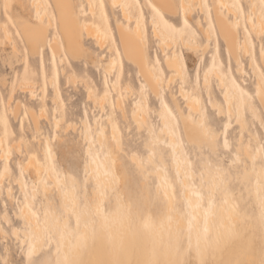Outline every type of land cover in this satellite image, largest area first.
<instances>
[{"label": "bare ground", "instance_id": "1", "mask_svg": "<svg viewBox=\"0 0 264 264\" xmlns=\"http://www.w3.org/2000/svg\"><path fill=\"white\" fill-rule=\"evenodd\" d=\"M200 1L201 0H199L198 4L202 2ZM245 1L248 7L246 11L242 0H239V7L235 6L233 0H213L212 6H210L209 2L207 3L209 8H211V13L209 14V9L207 8L205 19L200 17L196 19L195 25L197 28H194L190 22L192 25L191 29L184 30L182 33L174 36H164L161 35L159 31L154 30L153 35L158 40L161 51L167 54L165 65L169 71L173 72L170 76L184 75L180 50L177 47L179 42L182 48L186 50L188 58H192V53H208V48L211 47L210 41H213L217 56V64L213 66V72L223 85L221 86L225 89L223 93L225 105L222 106L216 103V101H214L212 105L218 106L217 109L222 115L235 114L234 107H236L238 110L236 121L241 126V131L238 135L239 141L242 140L244 134H247L251 137L250 139H253L259 144L256 132L247 126V122L244 119L245 115L242 112L240 99L235 96L236 100L233 102L234 98L229 95L231 86L225 77L224 69L220 65L222 64L220 59L221 48L225 45L229 56V63L231 60H234L237 64V73L245 75L244 62L240 59L242 54L249 55L251 57V62L249 61V63L253 64L258 70L260 69L256 61V49L252 41L254 34L256 37H261L264 32V0ZM9 2V10L14 15L17 9H19L21 13H24V8L27 10L28 8L33 9L34 5L41 3L38 0H9ZM145 2L147 4L151 2L160 6L167 4L168 0H145ZM180 2L184 3L185 0H180ZM50 3L52 5L61 3L66 5L76 4L77 8L65 7L63 9H57L55 10V16H53L48 9V16L44 18L45 32L38 39H33L24 30L23 24L18 23L19 29L23 35V40L26 46L29 47V54L31 56L37 54V43L41 45L48 43L50 45L52 63L56 70V56L66 54L73 61L80 60V56L76 54L78 49L82 46L86 47V39H92L99 49L109 52L111 57H113V52L115 50L120 66H122L120 57L123 54L125 61L138 70L139 75L148 85L154 96H162L161 87H164L163 84H169L168 81H165L164 77L155 73L149 62L143 20L140 21L139 27L135 24L136 16L139 13V4L136 5V13H133L131 10L112 9L111 4L113 0H104L106 5L103 9L104 13H107V8L113 13H120L119 20L116 22L118 44L120 46L118 48L113 47L116 38L112 28L109 27L108 16L102 18L101 11L96 10L95 16L93 17L92 9H87L89 14L88 19L80 16V7L89 3H96V0H50ZM191 3L193 5L196 4L195 0H191ZM221 4H226L227 11L223 10L225 6L222 9ZM258 6H261V8ZM197 7H193L189 12V18H192L193 11ZM202 7L203 6L200 8ZM165 10L167 11V9ZM201 10H199L200 13ZM171 15L173 17L177 16L174 9L171 10ZM15 16L18 18V15ZM126 17L128 19L134 18L131 27H129V24L125 20ZM152 17L150 18L151 24ZM244 18L247 25V27H245L247 28L246 34H242L240 30L241 27L245 25L242 23ZM204 20L205 22L207 21V24L204 23ZM49 23L50 27H48ZM85 26L87 27L84 31L83 38L80 39L81 30L85 29ZM198 30L200 35L198 34ZM49 32L52 33L51 38L47 35ZM109 38L113 43L109 44ZM201 38L206 41L204 43L201 42ZM3 39V37H0V46L5 50V44L9 39L11 40V35L9 34L4 43ZM260 40H264V36L260 38ZM12 43L13 48L17 52L18 50L14 47L15 44L13 41ZM98 57L103 58V53H99L96 57V52L90 51L88 61L95 65ZM260 60L264 63V50L260 51ZM106 68V72H108L110 67ZM204 80V84H206L208 81L207 75ZM23 84L26 83L24 82ZM256 85L257 100L256 103H254L255 106L249 105L248 107L256 118L262 120L257 109L259 103L264 111V79L260 75L257 76ZM26 87L24 86V91ZM112 87L116 91L119 90L116 84H113ZM20 90H22L21 87ZM179 92V95L185 100L184 106L179 104L175 94H171V96L179 111L181 125L177 124L174 116L169 115L165 111V107H163L164 113L161 121L163 127L159 131H155L147 114L145 113L146 116L143 114L146 111L143 105H138L133 114V118L138 126H144L150 135L149 141L145 143V147L148 148V155L145 158V163L139 160L137 161L139 158L135 153L130 154L132 161L135 162L134 160H136V167L144 178L141 181L142 189L145 190V185L147 180L150 179V176H155L159 180L158 188L162 190L166 198L162 211H159L161 213L157 214L159 225L154 226L153 229H149L146 225V221L141 219L140 213H137L138 220L132 218V209H134L135 206L132 208V199V202H130V200L127 199V192L125 193L126 195H124L123 192H125V188L133 187L136 181L131 177L128 167H126L127 165L120 161V164L118 163V159L114 156V151L112 150L114 144L111 147L108 141L110 134L107 137V132L103 130V132L97 134V139L102 142L103 139L106 138V153L104 156L100 155L96 159L91 158L86 165V169L90 173L89 178L92 177L95 183H101L103 186L115 192L114 207L112 205L110 211L106 213L102 202L107 195L105 196L104 191H97L96 189L92 192V197L94 196L96 202L95 205L92 204V199L88 197L87 194V186L84 184V206L82 213L79 215L82 221L79 227L80 240L73 242L72 235L65 232L66 220L56 217L54 219V224L52 222L50 224L51 227L54 228L61 247L58 260L53 264H259L260 260L264 258V251L258 248L256 242V238H258L260 242L264 243V219H262V217H264V155L261 149L258 148L256 151H253L248 144L242 142L240 146H237L238 150L241 151L251 163L250 168H245L237 175L228 171V177H226V173L222 168L213 167L206 160L201 162L202 168H200L198 173L194 171L191 167L192 161L187 156L182 161L176 154L177 150L183 151L182 136H184L190 144L198 146L201 150L204 145L212 150H216L219 148L217 138L220 132L213 130L212 126L210 127V124L206 122L204 113L197 117H193V114L203 110L196 97L190 96L188 91L184 88ZM91 95L95 101H99L101 104L100 106H103L102 101L106 99V96L97 97L93 90ZM87 96L89 97V94H87ZM119 97L120 96L117 95L116 107L125 113V108L121 101L122 99L118 100ZM144 101L146 102V99ZM42 112L46 116V113H44V111ZM39 113V115L33 112L31 114L37 128L39 127V116L42 115L44 117L41 112ZM0 120L4 129L9 130L6 115L3 114ZM58 120L60 119H57L55 122L59 123ZM107 121H111L110 116H108ZM230 124L231 122H228L227 128H230ZM83 125L86 127L85 138L89 140L86 151L87 153H91L93 143L91 139H89L87 121H84ZM104 128L106 129V127ZM110 133L117 144L116 148H122L123 143L113 122H111ZM223 133V135H226L227 130L225 129ZM104 134L106 136H104ZM163 138H167L169 140V145L172 146L171 155L173 159L170 166L175 172L174 181L181 188L182 197L186 198L189 204L192 205L189 208L188 219H186L183 213L175 209L172 183L166 171L168 163L166 162V155L160 144V140ZM0 147H3V139H0ZM55 156L56 153L52 155L47 153L43 162L39 161L34 155H30L29 157L30 162H28L31 164V169L36 174V177L39 178L41 187L46 192L47 189L50 190V188H48L50 185L47 183L48 178L56 185V188L57 186L59 188L61 182H65V178H59L56 170L52 166L51 158H55ZM134 156L136 159L133 158ZM155 157H157V159ZM147 164H150L152 167H147ZM27 165L26 169H30ZM104 169H108V172L104 171ZM43 172L46 174L45 178L43 177ZM196 174H198L199 183L211 191L207 196L214 197L217 192L220 194L222 199H220L217 204L209 200L206 207L203 205L202 195L197 193V189L193 183ZM69 178L70 181H76L79 184L78 180L71 174ZM235 179H239L241 183L245 184L247 192L252 196L254 202L257 201L260 203L257 214H251L246 210L240 209L238 203H242L245 200V196L242 195L241 191H238L236 194L232 193L229 187V184ZM86 180L88 181L87 178ZM205 181L207 183H205ZM19 182L21 188L26 191L22 179H20ZM121 184L123 185L121 188L124 187L125 189L123 191L120 190ZM8 191L11 193L10 188ZM58 191L62 201L70 203L72 207L78 205L79 200L75 196L73 188H70L68 192H63L60 188ZM32 195L33 197L29 195L26 196V202L22 203L20 212H18L19 218L23 220V225L28 226L30 231L27 229L20 230L18 228H13V232H15L16 235L22 232L23 235L30 239V244L33 243L34 236L39 237V240L35 242V248L33 250V253L37 255L46 240V228L45 222L39 219L37 211L30 207V204H35L37 191H32ZM134 199L136 200V198ZM141 199L143 204L146 205L145 207H147V196L144 195ZM136 201H138V199ZM210 205L212 207V213L209 215L208 209ZM66 210H68V208ZM147 210L146 208L145 211L147 212ZM93 212L97 215L96 219L93 216ZM5 218L7 217L5 216ZM84 221H88V223L85 224L83 223ZM201 223L203 227H201ZM185 227L187 228L185 233L189 236L190 241L183 245L182 236L184 231H182V229ZM0 228L2 230V227ZM255 228L261 231L260 235L254 231ZM205 229H207V232ZM207 233H210V236H208ZM26 262L27 264H32L31 258L28 257ZM38 264L49 263L46 259L39 261Z\"/></svg>", "mask_w": 264, "mask_h": 264}, {"label": "rangeland", "instance_id": "2", "mask_svg": "<svg viewBox=\"0 0 264 264\" xmlns=\"http://www.w3.org/2000/svg\"><path fill=\"white\" fill-rule=\"evenodd\" d=\"M38 1L51 4L50 0ZM135 2L139 4V11L143 8L145 16L148 19L150 30L145 33V36L147 39L149 62L155 73L164 77L165 81H168L169 84H163L164 87H161V97L154 96L143 78L139 75L138 70L125 61L123 54L120 57L122 64L120 66L115 50L113 57H111L109 52L99 49L92 39H86L85 46L91 52H96V57L99 53H103L104 57H98L95 65L91 64L88 60L83 61L88 63L87 68L82 67V59L73 61L64 53L65 55L56 56L57 66L55 70L50 55V48L44 56L42 63H40L37 54L34 56H31L29 52L28 54H23L22 48L26 46L25 41L13 37L11 34V40L9 39L5 44L6 49L3 50L0 46V117L3 114L6 115L9 124V130H6L0 120V139H3V147H0V171H4V174L0 175V227H2V230L0 228V264H27L30 239L23 235L22 232L16 235L13 232V228L30 231L28 226L23 225V220L19 218L18 212H20L22 203L26 202V196L33 197V189L37 191V197L35 198V204H30V207L35 209L39 219L45 222L46 240L37 255L32 252L30 257L32 264H38L39 261L46 259L49 264H53L58 260L61 250L60 242L54 228L50 225L51 222L54 224L56 217L66 220L65 232L72 235L73 242L80 240L79 227L82 221L79 215L82 213L84 206V184L87 186V194L92 199V204L95 205L96 202L94 196L92 197V192L96 189L97 191H104L105 196L107 195L105 197L106 200L104 199L102 202L105 212L108 213L112 205L114 207L115 192L101 183H95L92 177L89 178L90 173L86 169V165L91 158L96 159L98 156H104L106 153V138L102 142L97 139V134L103 132V130L107 132V137L110 134L108 141L111 147L114 144L112 150L114 151V156L118 159V163L120 164L121 162L127 165L126 167H128L131 177L136 181L133 187L125 188L126 190L124 187L121 188L122 184L120 185L121 189L119 188L121 191L125 190L123 192L124 195L127 192V199L130 202L133 201L131 205L132 208L135 207L132 209V218L138 220L137 213H140L141 219L146 221L149 229H153L154 226L159 225L157 214L161 213L159 211H162L166 202L162 190L158 188L159 180L151 175L150 179L147 180L145 190L142 189L141 181L144 178L136 167V160L133 162L130 157V154L135 153L139 158L137 161L145 163V158L148 155V148L145 147V143L149 141V132L144 126H142L143 128L139 127L133 118L138 105L145 107L146 111L143 114L145 116L147 114L155 131H159L163 127L161 122L164 113L163 107L166 108L165 111L169 115L174 116L177 124L181 125L179 111L172 100L171 94L177 96L179 104L182 106L185 105V100L179 95L181 89L184 88L190 96L197 98L203 110L199 113H192L193 117L204 113L206 122L210 124V127L212 126L213 130L220 132L217 138L219 148L216 150H212L208 146L206 147V145L201 150L198 146L190 144L182 136L183 151L177 150L176 154L182 161L187 156L192 161L191 167L197 173L202 168L201 162L203 160L209 162L213 167L222 168L226 173V177H228V171L237 175L245 168H250L251 163L249 159L237 148V146L241 145V142L248 144L253 151L260 148L264 155V111L258 103L257 109L262 117V120H260L254 116L248 107L249 105L255 106L254 103L257 100V76L260 75L264 79V75H262L264 73V63L260 60V51L264 50V40H260V38L264 36V32L261 37H256L254 34L252 41L256 49V61L260 66L259 70L249 63L251 60L249 55L242 54L240 59L244 62L245 75H241L236 71V62L231 60L229 63V56L225 45L222 46L220 54L222 61L220 65L224 69L225 77L231 86L229 95L234 98L233 102L236 100L235 96L240 99L247 126L253 129L258 136L259 144H257L247 134H244L242 140L239 141L238 135L241 131V126L236 121V114L238 113L236 107H234L235 114L222 115L217 109L218 106L212 105L214 101L222 106L225 105L223 98L225 89L213 72V66L217 64L216 49L213 41H210L211 47L208 48V53H192V58H188L186 50L182 48L179 42L177 47L180 50L184 75L170 76L173 72L169 71L165 65L167 54L161 51L158 40L153 35V30H151L152 24L150 23V18L154 13L148 7L145 0H135ZM195 2L194 8L198 7L194 9L192 18H189V20L194 28H197L195 25L196 19L198 17H206L208 9L205 7L200 8L203 4L202 2L199 3L200 5L202 4L200 6L198 4L199 0H195ZM208 2L212 6L213 0H207ZM242 2L246 11L248 8L247 3L245 0H242ZM225 5H222V9ZM258 7L261 8V6ZM136 9L134 7L131 11L136 13ZM199 10H201V13ZM223 10L227 11V6ZM23 11L24 13H21L19 9L15 10V15H18V18L10 10L8 14L17 21H23L33 15V9L31 8H28V10L24 8ZM49 11L55 16L54 9L49 8ZM0 13H2V9H0ZM119 14V12L113 13L107 8L108 21L116 38L113 47L118 48L120 46L118 44L116 22L119 20ZM174 18L179 20L178 16ZM133 19L132 21H134ZM3 20V15H0V23ZM204 23L207 24V21L205 22L204 20ZM242 23L245 25L240 30L242 34H246L245 27L247 25L245 18L242 20ZM17 27L19 28V24H17ZM198 34L200 35L199 30ZM12 41L15 44L14 47L17 48L16 50H18L17 52L12 46ZM205 41V39L201 38V42L204 43ZM111 43L113 41L109 38V44ZM157 55H159L160 63L156 62ZM106 67H110L108 72H106ZM206 75L208 81L204 84ZM24 82L27 85L23 84ZM113 84L119 87L118 91L113 89ZM24 86H27V90L25 89V91L23 90ZM20 87L23 91L20 90ZM92 90L97 97L106 96V99L102 101L103 106H100L99 101L93 99L91 95ZM87 94H89V97ZM117 95L120 96L118 100L122 99L125 113L116 107ZM145 99L146 102L144 101ZM41 110L46 113V116ZM32 112L38 115L41 112L44 115V117L42 115L39 116L38 128L33 122ZM108 116L111 117L110 122L107 121ZM57 119H60L58 120L59 123L55 122ZM84 121L88 123L89 139L93 143L91 153H87L86 151L89 140L85 138L86 127L83 125ZM111 122L116 126L120 135L123 143L122 148L118 146L116 148L117 144L110 133ZM228 122H231L230 128H227ZM225 129L227 130V134L223 135ZM104 136L106 135L104 134ZM225 136L228 141L227 148L224 147ZM160 144L169 166L166 164V171L172 183L175 209L183 213L186 219H188L190 204L186 198L182 197L181 188L174 181L175 172L170 166L173 159L171 155L172 146L169 145L167 138L160 140ZM47 153L49 155L56 153L55 158H51L52 166L59 178H65V182H61L59 188L63 192H68L70 188H73L74 194L79 200L78 205L72 207L70 203L62 201L58 194V186L56 188V185H54L50 178L47 180L50 190L47 189L46 192L42 189L39 178L36 177V174L31 169L29 157L30 155H34L39 161L43 162ZM237 156L239 160L235 161ZM155 158L157 159V157ZM26 165L30 169H26ZM146 166L152 167L150 164ZM104 171L108 172V169H104ZM70 174L78 180L79 184L76 181H70ZM43 177H46L45 172H43ZM195 177L193 183L197 189V193L202 195L203 205L206 207L209 200L217 204L222 199L220 194L217 192L214 197L207 196L211 191L199 183L198 174ZM20 179H22L26 191L21 188ZM205 183L207 182L205 181ZM229 187L232 193L236 194L238 191H241L242 195L245 196V200L242 203H238L240 209L246 210L251 214L258 213L260 203L254 202L252 196L248 194L245 184L241 183L239 179H235L229 184ZM9 188L11 193L8 191ZM144 195L147 196V207H145L146 205L143 204L141 199ZM134 198L138 199V201ZM67 208L68 210H66ZM146 208L148 209L147 212L145 211ZM93 216L95 219L97 218L94 212ZM83 223L87 224L88 221H84ZM201 227H203L202 223ZM186 230V227L182 229L184 231L182 236L183 245L190 241L189 236L185 233ZM254 231L258 235L261 234V231L257 228ZM207 235L210 236V233H207ZM256 242L258 248L264 251V243L260 242L258 238H256Z\"/></svg>", "mask_w": 264, "mask_h": 264}, {"label": "snow or ice", "instance_id": "3", "mask_svg": "<svg viewBox=\"0 0 264 264\" xmlns=\"http://www.w3.org/2000/svg\"><path fill=\"white\" fill-rule=\"evenodd\" d=\"M233 3L235 6L239 7V0H233ZM203 7L209 9V14L211 13V8H209L207 4V0H202ZM135 0H113V3L111 4L112 9H124V10H131L132 8L136 7ZM65 7H71L73 9L77 8L76 4L66 5V4H46V3H37L34 5L33 8V15L29 17L28 19H25L23 21H17L14 17L10 16L9 8H10V2L9 0H0V9H2V13L0 15H3L4 20L2 23H0V37H3V43L8 38L9 34H11L13 37L23 39L22 32L17 27L18 23H22L24 30L33 38L38 39L41 37L45 32V25H44V18L48 16V9L52 8L55 10L57 9H63ZM106 7L104 0H96V3H89L84 5L83 7H80L79 13L80 16L88 19L89 14L87 9H92V16H95L96 10H100L102 13V18L107 17V13L103 12V9ZM148 7L151 8L152 12L154 13L152 17V25L151 30L159 31L161 35L164 36H174L176 34L182 33L184 30L191 29L192 25L189 20V12L193 9L194 5L191 3V0H185L184 3H181L180 0H168V3L165 5H156L154 3L149 2ZM167 9V11L165 10ZM175 10L177 13V16L180 17L179 20L175 19L171 15V10ZM127 23L129 24V27H131L133 21L132 19L125 18ZM143 20L144 22V31L147 33L149 29L148 25V19L145 16V13L143 11V8L140 9L139 13L136 16L135 24L137 27L140 26V21ZM50 27V23L48 25ZM85 29L81 30L80 39L83 38V34ZM111 27V26H109ZM245 31H247V28H245ZM48 37H52V33L49 32ZM50 45L48 43H44L43 45L37 43L36 44V53L39 59V62L42 63L44 56L47 54L48 49ZM29 47L25 46L22 48L23 54H28ZM78 56L82 59V67L87 68L88 63L83 62L89 59L90 57V50L86 47L82 46L78 49L77 53ZM54 59V57H53ZM156 62L160 63L159 55L156 57ZM114 70V65H113ZM86 75V74H85ZM264 75V73H262ZM170 111V110H169ZM224 147H228V141L227 137L224 138ZM136 159V157H133ZM239 157L237 156L235 158V161H238ZM234 161V162H235ZM4 171H0V175H3ZM35 191V189H33ZM190 206H192L190 204ZM212 213V207L209 206L208 214L210 215ZM264 219V217H262ZM207 232V229H205ZM39 240V237H33V243L29 245V257H31L32 252L35 248V242ZM259 264H264V258H262L259 262Z\"/></svg>", "mask_w": 264, "mask_h": 264}]
</instances>
